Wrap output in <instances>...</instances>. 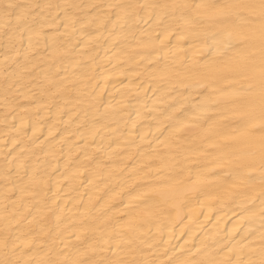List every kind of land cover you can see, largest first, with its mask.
<instances>
[{"label":"bare ground","instance_id":"6f19581e","mask_svg":"<svg viewBox=\"0 0 264 264\" xmlns=\"http://www.w3.org/2000/svg\"><path fill=\"white\" fill-rule=\"evenodd\" d=\"M0 264H264L261 0H0Z\"/></svg>","mask_w":264,"mask_h":264},{"label":"snow or ice","instance_id":"6c2138e0","mask_svg":"<svg viewBox=\"0 0 264 264\" xmlns=\"http://www.w3.org/2000/svg\"><path fill=\"white\" fill-rule=\"evenodd\" d=\"M261 8L264 9V0H261Z\"/></svg>","mask_w":264,"mask_h":264}]
</instances>
